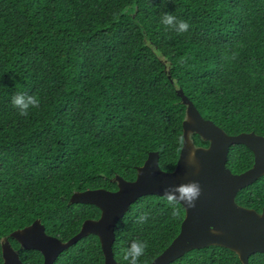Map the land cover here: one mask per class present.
I'll return each instance as SVG.
<instances>
[{
    "label": "trees",
    "instance_id": "1",
    "mask_svg": "<svg viewBox=\"0 0 264 264\" xmlns=\"http://www.w3.org/2000/svg\"><path fill=\"white\" fill-rule=\"evenodd\" d=\"M171 12L190 24L177 34L161 24ZM227 134L264 135V0H0V264L7 238L24 264H42L11 232L40 219L47 234L67 241L91 203L70 202L76 191L116 190V175L136 178L157 151L171 171L182 145L186 105ZM26 92L38 108L20 116L11 97ZM195 144L207 141L194 133ZM253 152L232 144L226 165L250 168ZM239 205L261 212L264 175L240 189ZM147 212L146 223L137 218ZM161 195L134 201L115 227L117 264L130 242L146 241L147 263L177 236L185 215L173 218ZM264 264V253L249 256ZM53 264H104L99 237L88 234ZM169 264H242L229 248H194Z\"/></svg>",
    "mask_w": 264,
    "mask_h": 264
},
{
    "label": "water",
    "instance_id": "2",
    "mask_svg": "<svg viewBox=\"0 0 264 264\" xmlns=\"http://www.w3.org/2000/svg\"><path fill=\"white\" fill-rule=\"evenodd\" d=\"M177 93L186 110L182 122L184 144L173 170L161 169L158 152L151 151L137 167L134 180L115 176L116 190L95 188L74 192L71 203L94 204L100 209V216L84 220L80 230L67 241L47 234L40 219L12 231L10 236L24 249L39 250L44 258L42 264H53L64 249L92 233L99 237L104 264H117L112 248L115 227L129 206L143 195H163L169 185L196 180L202 188L196 207L186 209L182 205L185 215L179 233L159 255L144 264H169L191 249L209 245L229 248L242 264H249L252 253H264V207L257 212L235 200L240 189L264 175V135L255 132L229 135L212 120L203 118L183 90L178 89ZM194 133L208 144H195ZM237 143L246 145L253 152L254 161L247 170L233 173L226 161L230 145ZM193 151L195 165L188 162V154ZM210 226L215 228L216 234L210 231ZM1 246L2 264H24L7 238L1 241Z\"/></svg>",
    "mask_w": 264,
    "mask_h": 264
},
{
    "label": "clouds",
    "instance_id": "3",
    "mask_svg": "<svg viewBox=\"0 0 264 264\" xmlns=\"http://www.w3.org/2000/svg\"><path fill=\"white\" fill-rule=\"evenodd\" d=\"M161 24L169 30L175 31L177 34H183L189 31L190 24L183 19H179L171 12H165L161 17ZM11 103L15 107L20 116H28L30 108H38L40 106V99L35 95H29L26 92H17L11 97ZM179 144H184V136L178 137ZM188 162L190 164H196L195 152L188 154ZM202 194V188L199 181L192 180L186 183L169 185L163 190L161 199L165 200L171 207V215L176 218L180 215L179 206L183 205L186 209L195 208L196 201ZM149 214L147 212L142 213L138 218V223H146L148 221ZM210 231L216 234L214 227L210 226ZM148 248L146 241L139 239L130 242L129 247L125 250L123 259L127 264H140V258L145 255Z\"/></svg>",
    "mask_w": 264,
    "mask_h": 264
}]
</instances>
